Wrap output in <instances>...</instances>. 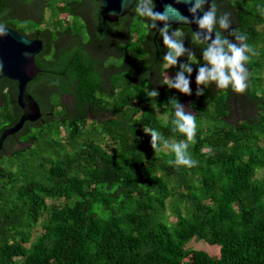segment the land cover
Here are the masks:
<instances>
[{
  "label": "trees",
  "instance_id": "1",
  "mask_svg": "<svg viewBox=\"0 0 264 264\" xmlns=\"http://www.w3.org/2000/svg\"><path fill=\"white\" fill-rule=\"evenodd\" d=\"M1 1L0 25L45 37L28 85L42 119L0 151V264H264V0H213L216 33L252 48L242 93L196 84L206 44L188 27L169 26L185 52L166 67L156 21L106 22L97 0ZM185 64L189 95L164 83ZM17 95L0 79V137L21 118ZM173 100L196 117L191 168L164 146L185 139Z\"/></svg>",
  "mask_w": 264,
  "mask_h": 264
},
{
  "label": "clouds",
  "instance_id": "2",
  "mask_svg": "<svg viewBox=\"0 0 264 264\" xmlns=\"http://www.w3.org/2000/svg\"><path fill=\"white\" fill-rule=\"evenodd\" d=\"M181 0H177V3ZM188 2V0H184ZM135 4L131 11L140 17H145L151 21H162L165 22V27L161 31V35L164 38V44L169 49L167 55L165 56V65L167 67L174 66L177 63L178 57L184 54L185 49L181 42L173 37L167 35L169 31V25L167 21L170 18H175L179 22H185L186 18L180 16L178 10L171 7V5L165 6L163 12H156L155 4L153 0H121L122 9L128 8L130 5ZM203 0H196L195 6L190 9L192 13H195L197 9L202 7ZM216 12L217 7L215 2H213L211 9L206 12L202 18L198 20L199 28L202 30H207L211 33L216 24ZM114 14V13H113ZM220 27L227 29L229 27V21L227 14L222 16L219 20ZM156 25L152 23L149 27L154 28ZM178 33H173L177 35ZM7 35V28L4 25H0V36ZM210 36H206L205 40L210 39ZM246 38L243 34H238L237 39ZM194 40H198V37L194 36ZM252 51V48L248 44L237 45L231 43L227 38L222 37L219 32L216 33V39L212 41L210 45H205L202 56L204 66L199 67L198 74L196 76V84L199 85H209L215 84L217 89H231L234 92L242 93L247 88V81L249 79V71L245 66L249 61L250 56L247 54ZM252 55H256L255 51ZM189 59L193 63H199L195 60L194 54L189 55ZM192 72V68L185 64L181 65V71L177 74L174 81L165 80L164 83L168 85L169 88H174L181 92L182 94H190V81L186 77L185 73L189 75ZM150 96L156 97L159 95L158 92L152 91L149 93ZM197 95H203V93L197 89ZM175 119L172 123L175 125L176 130L182 134L185 139L181 142H174L169 144L165 141V148L170 149V152L174 154V160H170L169 163L174 161L175 166H185L188 168L194 167L196 161H194L190 154L188 153L189 141H192L196 134V117L192 114L185 112L184 108L175 100L172 102ZM145 131H149L145 129ZM152 136V147L157 148V141L161 139V135L156 130H151Z\"/></svg>",
  "mask_w": 264,
  "mask_h": 264
},
{
  "label": "water",
  "instance_id": "3",
  "mask_svg": "<svg viewBox=\"0 0 264 264\" xmlns=\"http://www.w3.org/2000/svg\"><path fill=\"white\" fill-rule=\"evenodd\" d=\"M100 7L102 19L109 23H117L132 11L133 3L126 9H122L121 0H97ZM213 0H203L202 7L192 13L190 9L195 6L196 0L177 3V0H155V11L163 12L165 6L171 5L178 10L180 16L186 18L185 22H179L175 18H170L169 26H185L191 29L198 40L206 45H210L216 39V31L211 33L199 28L198 20L211 9ZM2 1L0 0V12ZM114 13V14H113ZM157 34L165 27V22L156 20ZM7 28V35L0 36V79L7 78L17 83V102L22 110V115L18 123L5 128L0 137V151L4 147L5 140L11 135H15L22 130L26 123H34L42 119V111L39 103L28 92V85L41 73V69L36 63V56L44 49V42L41 39H30L24 34L12 28ZM206 36L211 38L205 40ZM189 110V109H188ZM190 111V110H189Z\"/></svg>",
  "mask_w": 264,
  "mask_h": 264
},
{
  "label": "rangeland",
  "instance_id": "4",
  "mask_svg": "<svg viewBox=\"0 0 264 264\" xmlns=\"http://www.w3.org/2000/svg\"><path fill=\"white\" fill-rule=\"evenodd\" d=\"M49 15H50V10L48 9L46 11V18H49ZM62 17H66V15H62ZM66 19L69 20V18L67 17ZM17 23H19V25L23 28H26V23L24 21H16ZM41 27H45V23L42 24ZM167 67V66H166ZM165 79L166 80H170L171 78H174V76L170 73L169 69L166 68V71H165ZM259 177H261V174L258 175ZM172 220H174V218H172ZM187 247L188 248H194V249H202V250H206L208 252H211L212 249H213V246H211L209 243L205 242V241H196V240H192L191 242H189L187 244ZM213 254L216 253V252H212Z\"/></svg>",
  "mask_w": 264,
  "mask_h": 264
},
{
  "label": "flooded vegetation",
  "instance_id": "5",
  "mask_svg": "<svg viewBox=\"0 0 264 264\" xmlns=\"http://www.w3.org/2000/svg\"><path fill=\"white\" fill-rule=\"evenodd\" d=\"M212 4H213V2H212ZM42 29H43V27H42ZM14 30H16V29H14ZM18 31V30H17ZM20 33H22V34H24L25 36H27L28 38H30V39H41L43 42H44V37H45V34H43V32L42 31H32V30H29V31H24V32H22V31H19Z\"/></svg>",
  "mask_w": 264,
  "mask_h": 264
}]
</instances>
